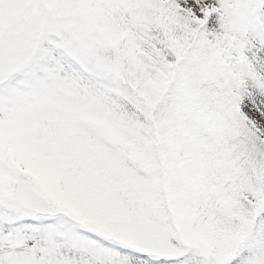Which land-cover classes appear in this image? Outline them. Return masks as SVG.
Masks as SVG:
<instances>
[{"label": "snow or ice", "instance_id": "1", "mask_svg": "<svg viewBox=\"0 0 264 264\" xmlns=\"http://www.w3.org/2000/svg\"><path fill=\"white\" fill-rule=\"evenodd\" d=\"M0 264H264V0H0Z\"/></svg>", "mask_w": 264, "mask_h": 264}]
</instances>
